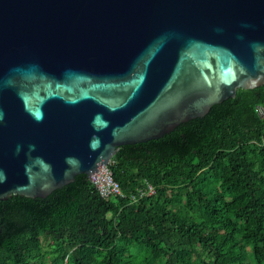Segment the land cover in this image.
<instances>
[{
  "label": "water",
  "instance_id": "water-1",
  "mask_svg": "<svg viewBox=\"0 0 264 264\" xmlns=\"http://www.w3.org/2000/svg\"><path fill=\"white\" fill-rule=\"evenodd\" d=\"M263 83L264 0H0V200Z\"/></svg>",
  "mask_w": 264,
  "mask_h": 264
},
{
  "label": "trees",
  "instance_id": "trees-1",
  "mask_svg": "<svg viewBox=\"0 0 264 264\" xmlns=\"http://www.w3.org/2000/svg\"><path fill=\"white\" fill-rule=\"evenodd\" d=\"M108 166L124 197L80 173L0 200V264H264V83L120 145Z\"/></svg>",
  "mask_w": 264,
  "mask_h": 264
},
{
  "label": "built area",
  "instance_id": "built-area-1",
  "mask_svg": "<svg viewBox=\"0 0 264 264\" xmlns=\"http://www.w3.org/2000/svg\"><path fill=\"white\" fill-rule=\"evenodd\" d=\"M256 111L258 115H263V110L261 107L256 106ZM109 161L106 164L99 166L94 172H92L88 180L92 184V186L97 191L98 195L107 199L109 197H124V193L122 192L119 184L112 178L111 171L109 169ZM139 196L144 194H150L153 192V187L150 184H146L144 187L137 190ZM130 199H135L133 194L127 195Z\"/></svg>",
  "mask_w": 264,
  "mask_h": 264
},
{
  "label": "rangeland",
  "instance_id": "rangeland-1",
  "mask_svg": "<svg viewBox=\"0 0 264 264\" xmlns=\"http://www.w3.org/2000/svg\"><path fill=\"white\" fill-rule=\"evenodd\" d=\"M137 195L139 196V193L138 192H137ZM42 246H43V249H46L48 247V241H44L43 244H42Z\"/></svg>",
  "mask_w": 264,
  "mask_h": 264
}]
</instances>
